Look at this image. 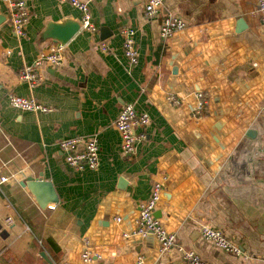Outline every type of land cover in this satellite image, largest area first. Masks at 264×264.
Segmentation results:
<instances>
[{
	"label": "crops",
	"instance_id": "0c3cea01",
	"mask_svg": "<svg viewBox=\"0 0 264 264\" xmlns=\"http://www.w3.org/2000/svg\"><path fill=\"white\" fill-rule=\"evenodd\" d=\"M27 1V36L19 39L0 0V176L7 177L0 188V264H187L181 249L212 264H264L259 0H166L151 18L146 0H85L94 33L82 28L70 0ZM169 14L187 26L165 40L160 26ZM67 21L81 25L67 43L44 37L49 24ZM126 28L134 31L136 62L125 54ZM51 44L62 46L63 61L43 65L41 82L30 87L19 71ZM199 92L206 102L197 116ZM9 93L51 110L16 109ZM127 103L151 119L131 156L122 153L115 127ZM79 135L97 137L96 169L66 163L58 142ZM31 177L50 182L58 201L43 209L26 185ZM156 183L162 193L155 216L175 235V245L162 252L153 234H134L139 207ZM203 225L242 253L204 238ZM87 247L99 257L84 261Z\"/></svg>",
	"mask_w": 264,
	"mask_h": 264
},
{
	"label": "built area",
	"instance_id": "2783aa9c",
	"mask_svg": "<svg viewBox=\"0 0 264 264\" xmlns=\"http://www.w3.org/2000/svg\"><path fill=\"white\" fill-rule=\"evenodd\" d=\"M6 4L9 21L14 35L23 39L27 36V24L30 19V5L27 0H3ZM71 4L76 7L81 15L82 28L86 31L94 33L97 26L93 21L89 3L85 0H70ZM166 0H146L144 7V15L151 18L161 11ZM259 18L264 25V0H259ZM186 22L175 15H166L161 23L160 31L163 39L167 40L175 32L184 30ZM124 34L125 54L134 62L137 61V52L134 49V31L126 28ZM103 50H107V46L102 43ZM63 61L62 46L59 44H51L46 51H42L31 62H25L19 71V78L25 81L30 87L36 86L42 80L41 68L43 65L59 66ZM198 104L195 114L197 116L202 112L206 102L202 92L197 93ZM8 103L21 110H30L33 112L49 111V107L38 103L34 97L21 96L14 93L7 95ZM150 115L145 111H139L134 104H124L115 120V127L121 136V151L126 156L136 153V147L139 143L147 139L146 127L150 122ZM264 120V115H263ZM59 147L65 155V161L69 167L74 170L82 171L85 169H96L99 166V143L96 136H72L61 139ZM7 181V177L0 176V188ZM162 188L159 183L154 184L151 194L146 201H143L139 207V215L137 226L134 234L146 236L153 234L158 243L160 251H166L175 245V235L163 226L161 221L155 216V207L161 198ZM201 234L204 238L212 241L218 247L233 252L235 254L242 253L241 249L232 244L223 233L208 225L201 227ZM88 245V240H87ZM182 258L187 264H212L202 259L197 253L191 250L181 249ZM99 257L98 254L92 253L88 247L82 253L84 261H91L93 258ZM138 264H144L140 259Z\"/></svg>",
	"mask_w": 264,
	"mask_h": 264
},
{
	"label": "water",
	"instance_id": "95a60500",
	"mask_svg": "<svg viewBox=\"0 0 264 264\" xmlns=\"http://www.w3.org/2000/svg\"><path fill=\"white\" fill-rule=\"evenodd\" d=\"M69 23L72 24L70 27H67L66 25ZM80 27V23H73L70 21H67L66 23L61 25L49 24L44 33V37L53 39L54 41L61 44H65L80 30ZM26 185L34 193L37 201L43 209H45L50 203L58 201V198L53 189V185L50 182L45 181L43 178L35 179L31 177L27 180ZM42 254L43 256H45L44 253ZM175 264L184 263L179 261Z\"/></svg>",
	"mask_w": 264,
	"mask_h": 264
}]
</instances>
